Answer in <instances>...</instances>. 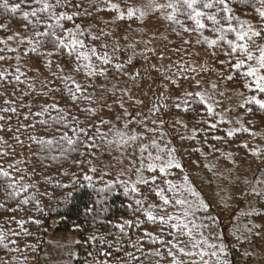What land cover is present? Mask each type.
<instances>
[{
  "label": "trees",
  "instance_id": "trees-1",
  "mask_svg": "<svg viewBox=\"0 0 264 264\" xmlns=\"http://www.w3.org/2000/svg\"><path fill=\"white\" fill-rule=\"evenodd\" d=\"M91 1L97 2L98 0H82L83 3ZM136 1L141 6L146 3V0ZM80 2L81 0H77V3ZM158 2L164 3L165 0H158ZM8 3L11 7L20 3V0H8ZM22 8L23 10H29L24 8L23 5ZM69 11H72V9H69ZM160 14L164 15L165 13L149 12L142 23L134 22L129 25V28L133 25H149L148 23ZM161 17L165 22V33L171 40L170 44L174 50L167 80L169 81V78H171L179 84V87H176L171 85L169 81L167 93L172 100H169V111H176L178 115L185 119L187 126L196 131L197 135L194 140L195 143L200 145L202 154L199 160L207 159L210 155L213 158L218 157L217 159L220 162H224L227 180L232 184L241 185L245 188V196L254 201L255 209L252 210V215L257 219H263L264 112H260L254 104L245 105L243 108L239 106L246 97L255 95V92L249 91L248 96H241L233 107L236 114L242 117L241 124L250 129L251 132L256 133L255 136L237 131L231 138L227 137V131L231 129L229 124L218 123V117H209L203 106L193 105L195 110H189L188 112L177 109L173 105V98L183 96L184 90L194 91L195 89L193 85H195L196 80H191L190 83L189 79H185V77H194L192 74L194 72L190 71L188 58L196 52V49L202 48L209 52L211 62L214 65L212 67L214 70L222 71L223 76H221V79L225 85L232 88L240 87L241 90H245L244 87H241L244 82L225 81L222 77L227 76L230 71L235 75L234 70H230L227 64L221 65L219 63L220 60H226V57L222 54L213 56L211 54L214 51L213 49H209L205 44H196L197 35L195 33L191 35L184 33L178 25L164 19V16ZM180 19L183 20L184 18L180 17ZM77 22V18L72 22H66V27H73V24ZM0 24L9 25L7 30L0 29V40H6L8 36H13L16 33L25 37H33V33L36 31L30 26L27 30H24V21L20 14L12 15L3 9H0ZM178 32L180 35H177ZM204 35L210 39L215 38L208 31H205ZM186 39L191 40V43L184 44L183 41ZM11 43L13 45H10ZM7 44L8 47L20 48L21 50L19 52H8L5 45L0 43V48H5V51L0 52V55L11 57V59L0 61V67H3L0 68V72L7 70L8 73L15 75V70L19 67L21 72L25 74L21 76V80L26 81V83L17 84L0 81V108L16 107L17 109L16 114L0 111V116L5 117L4 120H0V128L3 129L0 130V138L6 141V143L0 142V152L6 153V155H0V169L8 171L13 178L9 180L0 177V205H4L3 208H0V231L5 233V243L8 244L7 249L0 246V264H4V262H7V264H32L37 252L48 241L47 235L52 227L55 233L73 232L77 235L78 241L74 264H101V262H104V264H169L167 258L160 260L158 257L147 256L148 253L157 249L163 253L165 249L159 243H150L148 237L145 236V232H151L160 239L170 240L172 237L167 235L168 229H161L156 224L148 223L140 212H134V197H141L135 193L125 195V189L121 183L124 180L114 176L119 167L117 161L123 159L124 151L123 148L117 149L115 144L109 146L107 141L114 139V132L118 129L107 127L106 123H101L103 120L98 117L99 112L95 109V115L82 111L85 108L93 109V104L97 102L104 103L106 97L108 98L109 95H106L103 100L98 98L103 95L102 88L109 84L107 78L97 77L92 79L91 84L94 86L86 87V91L83 93L84 96L90 98L78 100L73 104L68 99V93L64 89L61 80L53 73H58L57 64L67 67L71 62V67L74 68V57H68L66 50L60 56L54 55L51 57L52 68L49 70L46 66L47 60L44 57L30 52L28 55L24 54L27 45L20 46L17 40H9ZM51 49L52 45L46 44L42 51ZM216 51L219 53L220 50L217 49ZM17 55L21 57L19 63L16 60ZM23 60L27 61L29 65L31 64L38 75L48 80V91L44 93L46 95L34 93L32 88L28 87L30 80L26 77V71L22 69L21 61ZM184 60L187 63L185 62L183 65ZM93 63L96 65L97 61L93 59ZM97 68L99 67L97 66ZM60 74L74 76L76 81L83 86L89 84V79L83 71L74 72L69 70ZM11 79L12 76H9L8 80ZM115 87L117 90L118 86ZM160 87L164 88L165 85ZM50 89H59L60 91L53 92ZM25 92L28 93L27 96L24 95ZM6 99L13 101V103L10 105L4 104ZM25 104H29L31 107H25ZM52 104H57L63 110V114L67 116L65 121L68 124L67 128H64L63 124H55L52 121V117L60 115L54 110L49 109L42 116L35 115V113L42 110V106L47 107ZM248 108H251L252 111H247ZM216 112L218 114V111ZM25 116H28L27 120L24 119ZM73 117L78 118L80 123H76ZM41 120H46L48 123L41 124ZM203 121H208V123L206 124ZM212 122L218 123L215 130L208 127V124ZM74 127L77 129L84 128L88 131L89 136H95L96 147L86 150L81 143L75 146L78 149L77 151H65L73 146H69L61 140L60 136L66 132L70 138L76 139L72 131ZM9 128L12 131H8ZM97 132L104 133L105 138H101L97 135ZM14 136H19L20 141L14 139ZM215 136H220L221 139L216 140L213 138ZM30 137H36L37 140L54 139L55 142L51 145L40 144L30 139ZM86 139L81 134L80 140L86 141ZM245 144L247 147H244ZM22 149H26L27 155L21 154ZM235 149H238L237 153L234 151ZM257 149L261 152L260 158L252 155V152ZM86 151L88 154L80 155L81 152ZM221 151L224 153H220ZM52 157H57V159L53 160ZM89 161H91V164H89ZM92 167L96 168V172L90 171ZM85 175L91 176L92 180L84 179ZM152 175L153 173L148 172L145 177H151ZM212 176L215 179L219 177L214 173ZM167 179L179 186L180 179L177 178L176 173L173 176L169 172ZM8 183H15L18 188L27 185L28 188L27 191H22L19 196L13 198L7 195L8 192L12 191L7 188ZM65 185H68V187H64ZM108 185H112V187L108 188ZM157 185L167 187L161 180H157ZM139 187L141 192L148 194L144 207H147L149 203H160L158 197L150 192L149 186L140 185ZM100 189H104V191H100ZM253 190L262 193V195H255ZM168 195L171 196L172 194L168 193ZM24 199H27L29 203L26 205L21 204L20 201ZM219 207H221V203ZM168 210L174 214H180L182 211L179 206L169 207ZM257 213H261V215H257ZM125 220L145 222L140 227H136L135 224L131 227L125 226V232L127 233L125 235L115 227V225L122 224ZM17 221L22 222V225ZM101 237H103V241H101ZM12 241H15V243H12ZM133 244L142 248L143 251H137L136 247H132ZM104 253H108V255ZM127 253H132L134 257H139V259H130ZM221 259L223 258L221 257ZM228 264L231 263L228 262Z\"/></svg>",
  "mask_w": 264,
  "mask_h": 264
},
{
  "label": "snow or ice",
  "instance_id": "snow-or-ice-1",
  "mask_svg": "<svg viewBox=\"0 0 264 264\" xmlns=\"http://www.w3.org/2000/svg\"><path fill=\"white\" fill-rule=\"evenodd\" d=\"M105 3L107 5L106 10L115 12V19L118 20H124L126 18L143 20L149 12L165 13L164 19L178 25L182 32L188 33L189 35L195 33L197 35L196 44H205L209 49H213L214 51L211 53L213 56L222 54L226 57V60H220L219 63L221 65L227 64L230 70H234L235 75L230 71L227 76L222 77L225 81H243L242 86L250 92L257 94L264 93V0H165L164 3H159L158 0H146L143 6H129L126 11H122L120 6L112 3L111 0H105ZM22 5L29 10H23ZM0 9L12 15L19 13L24 21V30H27L29 26L36 29L33 37H25L16 33L13 36H8L6 40H0V43L5 45L8 52H19L21 50L20 48L8 47L7 41L17 40L20 46H28L24 51L25 55H28L30 52L44 57L47 60L46 66L49 70L52 68L51 57L54 55L60 56L66 50L68 57H74V68L71 67V62H69L67 67L57 64L56 68L58 69V73H53V75L61 80L64 89L68 93V99L73 104L78 100L90 98L89 96H84L83 93L86 91V87L94 86L91 84L92 79L97 77L107 78L108 69L105 66L113 64L112 56L107 51L98 54L95 47H88L85 40L81 39L85 35L89 36L92 40L98 39V37L92 34L90 30L84 29L78 23H74L73 27H66V22H72L82 16H91V12L84 6L82 0L80 3H77V0H20V3L14 4L11 7L9 6L8 0H0ZM69 9H72V11H69ZM100 10L103 9L97 8V11ZM180 17L184 19L182 20ZM254 20L255 22H253ZM8 28V24H0V29L7 30ZM205 31L211 32L215 38L210 39L204 35ZM177 35H180V33L178 32ZM183 42L184 44H190L191 40L186 39ZM46 44H51L52 49L42 51ZM104 47L106 48L107 46L105 45ZM5 48H0V52H4ZM217 49L220 50L219 53L216 51ZM113 51H119L118 47H114ZM93 58L100 62L102 65L100 68H97L93 63ZM6 59H11V57L0 55V61H5ZM20 59V55H17L16 60L18 63ZM128 63H131V58H129ZM114 67L117 72H121L124 66L115 64ZM69 70L74 72L83 71L84 75L89 79V84L83 86L76 81L74 76L60 74ZM15 71V75L8 73L7 70L0 72V81L17 84L26 83V81L21 80V76L25 74L21 72L20 68L17 67ZM190 71L196 72V68L193 67ZM9 76H12L11 80H8ZM185 79H189L191 83V80H194L195 77H185ZM169 81L171 85L179 87L176 80L169 78ZM28 87L32 88L33 86L32 84H28ZM193 87L199 88V81H196ZM211 87L215 90L218 85L214 82ZM50 91L57 92L60 90L50 89ZM24 95L27 96L28 93L25 92ZM42 95L46 94L42 93ZM219 95L224 96V92H220ZM240 95H244V93L241 92ZM161 98L165 99L163 96ZM12 103L13 101L7 99L4 101L6 105ZM221 103L222 101L215 100L214 97L207 95L203 91L184 90L183 96L173 98V105L177 109L188 112L189 110H195L193 105L203 106L209 117H218V123H231L223 114H217L216 107ZM252 104L256 105L260 112H264V100L257 98V95L246 97L244 102L239 106L243 108L245 105ZM24 106L31 107L29 104H25ZM120 107L123 108L124 105L121 103ZM162 107L167 109L168 105L163 104ZM49 109L60 113L59 116L52 117V121L55 124H63V127L67 128L68 124L65 123L67 116L63 114V110L57 104H52L47 107L42 106V110L35 113V115L42 116ZM0 111L16 114L17 109L16 107H5L0 108ZM82 111L95 115V110L91 108H85ZM150 111L155 114L160 111V108L154 106ZM247 111L251 112L252 109L248 108ZM124 115L131 114L125 110ZM120 118L122 117H117V119ZM4 119V116H0V120ZM24 119L27 120L28 116H25ZM73 120L76 123H80L76 117H73ZM203 122L208 123V121ZM40 123L47 124L48 121L41 120ZM101 123H107V121H101ZM130 123H132L131 120L125 122L124 129H128ZM136 123L142 122L136 121ZM153 123H156V121H153ZM177 123H180V121H177ZM218 123L212 122L208 124V127L215 130L218 127ZM236 123L239 124L240 121ZM162 125L163 121H160V126L162 127ZM93 126L95 127V125ZM0 130L3 129L0 128ZM8 131H12L11 128ZM72 131L76 139L70 138L66 132L60 136L61 140L65 141L69 146H73L65 151H77L78 149L75 146L81 143L86 150L96 147V137L89 136L86 129H77L74 127ZM144 131L156 133L157 129L148 128L145 125ZM237 131H243L252 136L256 135V133L251 132L250 129L241 124L239 129H229L227 131V137L231 138ZM81 134L87 138L86 141L80 140ZM97 135L105 138L104 133L97 132ZM160 135L163 136L164 133L161 132ZM194 135L195 130L193 138ZM213 138L216 140L221 139L220 136ZM14 139L20 141L19 136H14ZM30 139L37 143L48 145L55 142L54 139L37 140L36 137H30ZM143 139H145V136L142 133L132 132L129 134L124 130H115L114 139L108 140L107 143L109 146L115 144L117 149H121L135 145ZM0 142L6 143V141H3V138H0ZM244 147H247V145L245 144ZM138 148L139 156L136 157V160H130L131 166L128 168L129 172L135 170L136 179L130 182H121L125 189V195L135 193L141 197H134L135 207L133 211L140 212L146 222L156 224L161 229L167 228V235L172 237L170 240H163L154 236L151 232H145V236L148 237L150 243H159L165 249L163 253L157 249L148 253L147 256L158 257L160 260L167 258L169 259V264H228L226 260L221 259L222 256L226 255L224 247L222 245L218 247L204 237L202 229L208 227V225L198 223L193 218L196 212L202 211L207 213L209 205L205 203L200 193L192 186L191 181L186 175L183 177V183L179 186L167 179L170 169L182 168L174 155L176 149L162 148L155 139L151 140L150 144H139ZM150 148L156 149V153L153 154ZM161 153H166V156L161 155ZM86 154H88L87 151L80 153L82 156ZM0 155H6V153L0 152ZM252 155L260 158L261 152L257 149L252 152ZM52 159L55 160L57 157H52ZM117 162L123 163L122 160H118ZM89 164H91V161H89ZM90 171L96 172V168L92 167ZM144 172L153 173V175L151 177H145ZM0 177H5L9 180L13 179L10 173L3 169H0ZM84 179L91 181L92 177L85 175ZM157 180H161L167 187L157 185ZM140 185L149 186L150 192L158 197L160 203H149L147 207H144L148 199V194L141 192ZM64 187H68V185ZM111 187L112 185H108V188ZM7 188L12 190L7 195L14 198L19 196L22 191H27L28 186L24 185L22 188H18L15 183H8ZM100 191H104V189H100ZM253 191L257 196L262 195L260 192ZM168 193L172 195L169 196ZM183 193L187 195L185 196ZM188 197L192 199H188ZM20 203L26 205L29 201L24 199ZM177 206L182 210L180 214L169 212V207ZM3 207L4 205H0V208ZM13 210L15 211L16 209ZM247 214L251 215L252 213ZM257 215H261V213H257ZM145 221L125 220L122 224L115 225V227L121 233L127 235L125 226L131 227L135 224L136 227H140ZM17 223L22 225L20 221H17ZM253 227H259V225H253ZM257 235L259 234L257 233ZM100 239L103 241V237ZM5 240V233L0 231V246L7 249L8 244L5 243ZM12 243H15V241H12ZM132 247H136L137 251H143L136 244H133ZM104 254L108 255V253ZM127 255L130 259H139V257H134L132 253H127ZM4 264H7V262H4ZM101 264H104V262H101Z\"/></svg>",
  "mask_w": 264,
  "mask_h": 264
},
{
  "label": "rangeland",
  "instance_id": "rangeland-1",
  "mask_svg": "<svg viewBox=\"0 0 264 264\" xmlns=\"http://www.w3.org/2000/svg\"><path fill=\"white\" fill-rule=\"evenodd\" d=\"M111 2L118 4L122 11H126L129 6L141 7L136 0H112ZM83 4L91 12V16L79 17L77 23L84 29L90 30L98 39L92 40L87 35L81 39L85 40L88 47H95L98 54L107 51L113 58V64L105 66L108 69L109 84L108 86L105 84L106 86L102 88L103 95L98 98L103 100L106 95L109 96L104 103L97 102L92 108L99 112V118L107 121V127L124 130L129 134L142 133L145 136V139L138 141L135 145L123 148V163H119L114 176L129 182L136 179L135 170L129 172L128 168L131 166L130 160H136L139 156L138 146L141 143L150 144V141L155 139L162 148L176 149L174 155L182 168H173L169 172L173 176L176 173L177 178L180 179L179 185L183 183V177L186 175L205 203L209 205L207 213L196 212L193 217L198 223L208 225L202 229L204 237L218 247L222 245L226 253L222 258L231 264H264V218L257 219L254 215L247 214L255 209L254 201L245 196V188L227 180L224 162H220L218 157L213 158L208 155L207 159L199 160L202 154L200 145L194 140L196 131L193 138L194 129L189 128L185 119L176 111H169L171 97L167 93L169 86L167 78L174 50L164 30L165 22L161 17L164 15L155 16L148 23L149 25H133L129 28L130 24L142 23L143 20L115 19L116 13L106 10L105 0ZM97 8L103 10L97 11ZM146 17L147 15L144 18ZM114 47H118L119 51H113ZM129 58L131 63H128ZM188 61L190 69L196 68V72L192 74L200 84V87L195 88L194 91H203L215 100L222 101L216 107V111L231 121L228 123L231 129H239L242 117L236 114L233 107L241 96H248L249 90L225 85L221 79L222 71L213 69L211 56L205 49H196ZM185 62L184 60L183 65ZM21 63L22 69L27 73L26 77L33 86L32 92L48 91V80L38 75L36 69L27 61L23 60ZM115 64L123 65V70L117 72ZM96 65L99 68L102 66L99 61ZM214 82L218 85L215 90L211 87ZM161 85L165 87L161 88ZM115 86H118L117 90ZM220 92H224V96H220ZM241 92L244 95H240ZM261 94L255 93L257 98L264 100V93ZM162 96L165 99H162ZM121 103L124 105L123 108L120 107ZM163 104L168 105L167 109L162 107ZM154 106L160 108L158 113L153 114L150 111ZM229 109L231 110L228 111ZM125 110L131 115H124ZM117 117L122 118L117 119ZM129 120L132 123L129 124L128 129H124L125 122ZM136 121L142 123H136ZM160 121H163L162 127ZM237 121L240 123L237 124ZM145 125L148 128L157 129L156 133L145 132ZM161 132L164 133L163 136L160 135ZM150 150L153 154L157 151L151 148ZM234 151L237 153L238 149ZM21 154L27 155L26 149H22ZM161 155L166 156V153ZM213 173L219 177L215 179L212 176ZM147 174L148 172H144V176ZM184 195L187 194L184 193ZM188 199L192 198L188 197ZM220 203L221 207H219ZM253 225H259V227H253ZM47 238L48 241L37 252L32 264H74L78 241L75 233H55L52 227Z\"/></svg>",
  "mask_w": 264,
  "mask_h": 264
}]
</instances>
